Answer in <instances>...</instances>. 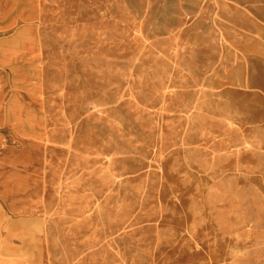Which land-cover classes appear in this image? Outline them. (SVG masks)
<instances>
[{
  "label": "rangeland",
  "instance_id": "obj_1",
  "mask_svg": "<svg viewBox=\"0 0 264 264\" xmlns=\"http://www.w3.org/2000/svg\"><path fill=\"white\" fill-rule=\"evenodd\" d=\"M0 264H264V0H0Z\"/></svg>",
  "mask_w": 264,
  "mask_h": 264
},
{
  "label": "crops",
  "instance_id": "obj_2",
  "mask_svg": "<svg viewBox=\"0 0 264 264\" xmlns=\"http://www.w3.org/2000/svg\"><path fill=\"white\" fill-rule=\"evenodd\" d=\"M225 224H220L219 232L216 233L215 240L217 242H223L228 239V233L226 232Z\"/></svg>",
  "mask_w": 264,
  "mask_h": 264
}]
</instances>
